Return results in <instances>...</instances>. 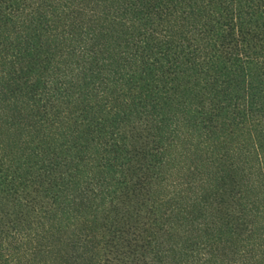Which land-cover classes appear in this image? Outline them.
Returning a JSON list of instances; mask_svg holds the SVG:
<instances>
[{"label": "trees", "instance_id": "obj_1", "mask_svg": "<svg viewBox=\"0 0 264 264\" xmlns=\"http://www.w3.org/2000/svg\"><path fill=\"white\" fill-rule=\"evenodd\" d=\"M0 264H264V0H0Z\"/></svg>", "mask_w": 264, "mask_h": 264}, {"label": "rangeland", "instance_id": "obj_2", "mask_svg": "<svg viewBox=\"0 0 264 264\" xmlns=\"http://www.w3.org/2000/svg\"><path fill=\"white\" fill-rule=\"evenodd\" d=\"M150 174L148 176H150ZM141 176H145V175H141ZM140 179L142 181V184H141V188H139L140 189L139 191L143 194L140 197H144V199H147L149 197L148 191L150 190V188H151V193H156V194H160L161 193V189L162 188H161L160 185H158V180L154 181V180H152L150 178V179H147L145 181L144 177H142ZM151 181H152V183L150 184V186H147L146 182H151ZM143 182H145V183H143ZM211 220H213V218L210 219V221ZM199 221L202 222V218L197 219V221L194 220L193 223H190V224L186 225L183 229L178 228V224H173L172 225V230L170 232L172 234L171 238L174 237L175 240H177L178 242H181L183 240V235L189 236V237H194L198 233L202 234V232L206 231V230L205 229H203V231L202 230H197V228H201V226L204 227L203 223L201 225L198 224ZM204 222H206V219L204 220ZM53 229L54 230H48L49 232H46V236L48 238H50V239H53V238L55 239L57 233H59L61 231V230H59V232H58L56 230L55 226L53 227ZM62 236H63V239H64L65 238L64 233H63ZM163 237H165L166 240H168V233L167 234L165 233V235H163ZM55 249L57 250V247H55L53 249V253H52L53 256L55 257V260H63V258H64L63 251H57L56 252Z\"/></svg>", "mask_w": 264, "mask_h": 264}]
</instances>
